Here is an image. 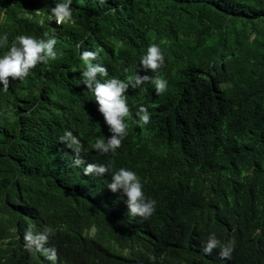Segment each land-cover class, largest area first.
Segmentation results:
<instances>
[{"label": "trees", "instance_id": "1", "mask_svg": "<svg viewBox=\"0 0 264 264\" xmlns=\"http://www.w3.org/2000/svg\"><path fill=\"white\" fill-rule=\"evenodd\" d=\"M66 2L0 0L1 53L20 35L57 41L56 59L0 89V264H264V0H71V19L57 23L52 9ZM151 43L165 57L155 73L140 65ZM84 51L107 68L101 82L168 81L159 95L150 82L128 89V134L114 153L92 147L112 133L82 82ZM87 164L111 165L109 181L85 175ZM122 167L157 201L150 217L122 220L115 200L127 196L108 187ZM45 227L54 235L29 250L25 234ZM212 234L235 242L230 259L219 248L210 263L198 256Z\"/></svg>", "mask_w": 264, "mask_h": 264}, {"label": "clouds", "instance_id": "2", "mask_svg": "<svg viewBox=\"0 0 264 264\" xmlns=\"http://www.w3.org/2000/svg\"><path fill=\"white\" fill-rule=\"evenodd\" d=\"M71 0L66 3H58L52 9V13L56 18L57 23H62L70 20L72 11L70 8ZM45 37H49V33H44ZM8 41V36L5 34L0 37V50L3 44ZM57 41L53 37L48 39H37L36 37L28 35H20L13 40L7 51L0 52V89L2 85L6 91L9 87V78L22 79L28 75L30 69L34 68L38 62H47L50 59H56L57 53L54 51V46ZM98 53L94 51H84L81 54V59L88 63L87 69L82 73V82L91 89L95 95V101L98 103L99 112L103 115L105 123L109 126L112 135L105 141L98 139L92 147L102 154L109 152L114 153L117 148L122 144V140L127 136L126 118L131 117V110L128 104V99L125 93L131 87L136 89L146 82L154 85L155 93L157 95L166 92L168 81L162 76H149L147 74L140 75L138 72L134 76L127 77V80L119 78H111L101 82L97 79L100 77H107L108 70L100 64H92L90 61L96 59ZM165 63V57L161 47L156 43H151L145 55H143L140 65L145 71L157 72ZM136 116L138 119L135 121L140 127L147 125L151 121V115L145 105H140ZM60 142L65 143L68 147L73 148L77 153V159L74 161L76 165L83 163L79 158L81 151V144L79 139L73 135L71 131H66L60 137ZM111 165L104 164H87L84 168V174H96V178L100 180L101 186L109 181L107 173ZM108 187L116 192L122 189L127 196L118 197L115 201L122 205L121 218L126 220V216H140L143 218L150 217L156 210L157 201L155 199L146 198L143 191L141 179L137 173L131 169L120 168L118 171L112 173V182ZM127 212V213H126ZM89 234H93L94 227L90 226ZM50 235H54L53 229L45 227L44 231L33 235L31 228L25 234L26 247L32 250L33 245L37 250L45 247L43 245L49 239ZM234 241H230L226 245H221V242L212 234L207 243L204 245L199 243L196 246L198 256L204 261L210 263L213 256L210 254L214 249H220L222 258H231V253L234 250ZM148 246L144 247V256L149 252ZM119 251V246L110 249L108 256H116ZM45 252H51L49 259H56L55 249H45ZM214 262L219 264H226L223 259L217 256ZM135 264H141L137 262Z\"/></svg>", "mask_w": 264, "mask_h": 264}]
</instances>
